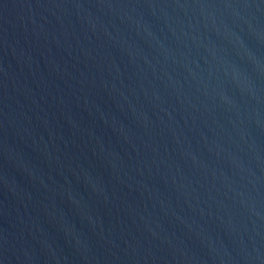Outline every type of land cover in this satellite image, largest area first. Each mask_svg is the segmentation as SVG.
<instances>
[{
  "label": "water",
  "instance_id": "95a60500",
  "mask_svg": "<svg viewBox=\"0 0 264 264\" xmlns=\"http://www.w3.org/2000/svg\"><path fill=\"white\" fill-rule=\"evenodd\" d=\"M0 264H264V0H0Z\"/></svg>",
  "mask_w": 264,
  "mask_h": 264
}]
</instances>
